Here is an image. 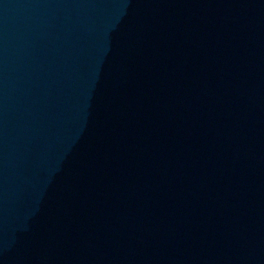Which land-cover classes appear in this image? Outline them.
Returning a JSON list of instances; mask_svg holds the SVG:
<instances>
[{
  "label": "water",
  "instance_id": "95a60500",
  "mask_svg": "<svg viewBox=\"0 0 264 264\" xmlns=\"http://www.w3.org/2000/svg\"><path fill=\"white\" fill-rule=\"evenodd\" d=\"M0 264H264V0H0Z\"/></svg>",
  "mask_w": 264,
  "mask_h": 264
}]
</instances>
